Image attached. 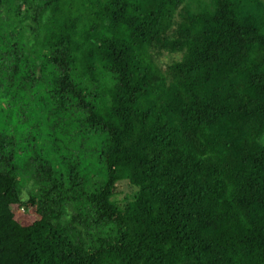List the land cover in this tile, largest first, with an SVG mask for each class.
<instances>
[{"label": "trees", "instance_id": "trees-1", "mask_svg": "<svg viewBox=\"0 0 264 264\" xmlns=\"http://www.w3.org/2000/svg\"><path fill=\"white\" fill-rule=\"evenodd\" d=\"M185 2L113 0V25L124 20L130 31L123 50L108 44V55L115 60L131 56L122 61L124 69L128 76L139 74V79L131 87L125 85L127 105L133 106L125 112H138L135 119L141 127L134 145L114 155L119 158L116 163L122 160L124 167L131 165L139 177L150 181L149 191L134 214L124 216L108 203L118 194V177L110 173L90 202L96 204L100 219L142 229L136 233L138 251L141 247L160 251L157 245H171L154 264H169V257L180 261L181 256L187 264H236L237 250L245 259L256 253L248 264H264V149L246 140L258 141L264 135V72L257 70L264 65V56L259 55L264 37L258 34L256 18L247 10L241 14L238 0H198L197 9L187 6L180 13ZM29 10L28 0H20L17 16ZM143 45H148V64H133L132 53ZM253 51L259 63L249 71L243 65ZM165 52L173 56L170 62H164ZM141 99L143 111L135 107ZM120 116L126 122L123 128L101 125L118 140L131 124L123 113ZM240 176L246 195L225 199L224 183L216 178ZM198 177H212L215 182L201 185ZM131 208L125 205L124 211ZM4 211L0 231L9 222L12 229H19L0 235L4 264H53L52 246L44 242L47 237L32 244L33 235L45 228L37 210L18 205ZM240 212L246 225L239 220ZM230 224L235 231L225 227ZM51 235L59 241L57 234ZM14 238L22 242L10 250L8 241ZM127 247H117L114 254L127 255ZM99 260L100 250L86 258L75 250L64 253L58 264H99Z\"/></svg>", "mask_w": 264, "mask_h": 264}, {"label": "clouds", "instance_id": "clouds-1", "mask_svg": "<svg viewBox=\"0 0 264 264\" xmlns=\"http://www.w3.org/2000/svg\"><path fill=\"white\" fill-rule=\"evenodd\" d=\"M19 2L0 0V215L18 205L36 209L45 228L33 235L32 244L47 237L44 242L52 246L53 264L75 250L85 258L100 250L99 264H154L170 252L171 245H157L160 251L143 247L138 251L136 233L142 229L100 219L96 204L90 202L110 173L118 177L117 184L127 186L108 198L124 216L134 214L135 206L149 191L150 181L139 177L131 165L124 167L122 160L116 163L119 158L114 155L118 149L122 153L131 148L141 135L135 119L138 112H125L126 107H133L127 105L125 85L135 84L139 74L128 76L122 61L131 56L115 60L107 47L112 44L123 50L130 29L124 20L113 25V0H28L31 10L16 16ZM238 7L242 15L247 10L256 18L258 34L264 37V0H238ZM147 47L132 53L133 64H148ZM259 55L264 56V51ZM164 62H169L168 58ZM256 63L253 51L243 67L250 71ZM257 70L264 72V65ZM143 104L141 99L135 107L143 111ZM121 113L131 124L130 131L118 140L102 131L101 125L123 128L126 122ZM249 126L251 122L246 128ZM246 140L264 149V135L258 141L254 137ZM197 179L201 185L215 182L212 177ZM216 179L224 183L225 199L246 195L243 176ZM160 187L163 189V184ZM125 205L132 206L127 213ZM239 220L247 224L243 212ZM12 223L5 225L0 235L19 231L11 228ZM225 227L235 231L231 224ZM51 233L57 234L59 241ZM124 233L128 235L122 240ZM21 242L14 238L8 247L15 249ZM122 245H128L124 249L127 255L114 254ZM255 255L253 252L245 259L237 250L234 259L236 264H248ZM44 260L47 262V254ZM0 264L4 260L0 259ZM169 264L187 262L183 256L180 261L169 257Z\"/></svg>", "mask_w": 264, "mask_h": 264}, {"label": "rangeland", "instance_id": "rangeland-1", "mask_svg": "<svg viewBox=\"0 0 264 264\" xmlns=\"http://www.w3.org/2000/svg\"><path fill=\"white\" fill-rule=\"evenodd\" d=\"M189 6L192 10H195L197 9V6H198V0H186L185 4L182 6V9H180V13H183V8L184 7H187ZM17 9H18V6L15 10V15L17 16ZM13 47H15V45H13ZM165 58H168V61L170 62L172 59H173V56L167 54L166 52L164 53V56H163V60L165 61ZM13 71L18 74L19 70L18 68H16L15 66H13ZM127 186L124 185V184H118V187H117V191H118V194L124 190Z\"/></svg>", "mask_w": 264, "mask_h": 264}]
</instances>
